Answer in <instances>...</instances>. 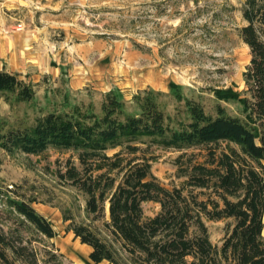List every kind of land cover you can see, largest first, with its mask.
<instances>
[{"label":"rangeland","instance_id":"obj_1","mask_svg":"<svg viewBox=\"0 0 264 264\" xmlns=\"http://www.w3.org/2000/svg\"><path fill=\"white\" fill-rule=\"evenodd\" d=\"M244 1L0 0V33L10 30L33 35L26 36L24 46L28 52L34 48L35 64L50 68L48 73H39L42 69L30 67L21 74L34 87L31 102L15 103L0 94V130L33 126L48 111L98 112L104 95L113 89L120 92L128 111L134 109L132 100L137 93L145 89L159 93L156 100L174 125L185 119L184 99L199 102L210 114L219 104L230 115L241 116L235 103L218 99L215 92L230 89L241 94L245 90L243 73L251 56L239 36L247 24L242 16ZM171 83L180 88L182 101L169 93ZM149 152L155 157L152 175L167 189L180 187L185 178L178 171L177 160L183 152L162 148ZM184 153L196 162L203 160V152L198 150ZM68 159L79 168L71 152L50 148L35 156L0 148V231L16 248H26L22 259L7 250L8 261L93 264L89 248L69 230L70 224L82 223L112 245L121 264H140L131 262L109 236L104 226L109 222L108 204L104 216L92 220L84 210L85 195L57 177ZM182 160L183 165L188 164L187 157ZM200 192L193 190L194 194ZM6 196L29 202L50 222L55 236L46 238L20 224ZM142 208L145 217L159 212V205L153 202ZM203 222L210 242L219 247L230 221ZM262 236L264 242V229ZM0 264L7 263L0 258Z\"/></svg>","mask_w":264,"mask_h":264},{"label":"trees","instance_id":"obj_2","mask_svg":"<svg viewBox=\"0 0 264 264\" xmlns=\"http://www.w3.org/2000/svg\"><path fill=\"white\" fill-rule=\"evenodd\" d=\"M242 16L247 24L239 36L251 56L243 73L245 90L215 92L218 99L235 103L241 116L230 115L219 104L210 114L199 102L184 99L171 83L169 93L177 101L184 99L185 107V119L174 125L156 100L159 93H137L134 109L128 111L113 89L98 112L48 111L33 126L0 130V148L35 156L52 148L76 156L79 168L68 159L57 177L85 195L84 210L92 220L102 218L108 204L104 226L133 263L264 264V0H245ZM0 94L29 103L35 90L21 74L1 69ZM154 148L183 152L177 160L185 178L180 187L167 189L152 175L155 157L149 151ZM189 149L203 152L202 162L186 156ZM183 156L188 164H182ZM194 189L201 192L194 194ZM6 200L20 224L46 238L55 236L50 222L29 202ZM147 202L159 205L154 216H144ZM203 219L230 221L219 247L210 242ZM70 225L74 237L90 247L93 264H121L112 245L89 225ZM1 248L0 258L7 264H13L7 250L25 256L26 248L10 244L2 231Z\"/></svg>","mask_w":264,"mask_h":264},{"label":"crops","instance_id":"obj_3","mask_svg":"<svg viewBox=\"0 0 264 264\" xmlns=\"http://www.w3.org/2000/svg\"><path fill=\"white\" fill-rule=\"evenodd\" d=\"M5 31L7 32V30ZM8 31L9 34L0 33V70L5 69L7 71L23 74L26 73L30 67H37L38 69H42L41 71L39 70V73H48L50 71L49 66L45 67L46 65H44L42 67L35 64L38 61L37 54L35 55L33 52L34 48L31 46L32 48L30 52H28L27 48L24 46V43L28 39L26 36L33 35L17 31L11 33L10 30ZM85 246L89 248L90 253V247L87 245ZM99 264H102V262ZM107 264L109 263L107 262Z\"/></svg>","mask_w":264,"mask_h":264},{"label":"bare ground","instance_id":"obj_4","mask_svg":"<svg viewBox=\"0 0 264 264\" xmlns=\"http://www.w3.org/2000/svg\"><path fill=\"white\" fill-rule=\"evenodd\" d=\"M84 245V244H83Z\"/></svg>","mask_w":264,"mask_h":264}]
</instances>
